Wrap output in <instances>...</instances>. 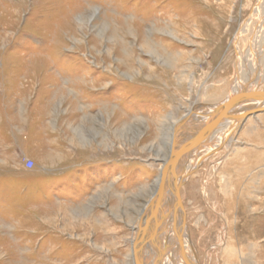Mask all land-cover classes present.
<instances>
[{
	"label": "rangeland",
	"instance_id": "obj_1",
	"mask_svg": "<svg viewBox=\"0 0 264 264\" xmlns=\"http://www.w3.org/2000/svg\"><path fill=\"white\" fill-rule=\"evenodd\" d=\"M254 2L0 0V264H132L171 119L227 94L236 29L263 21ZM247 29L242 51L263 48L261 30ZM258 120L238 134L252 148L232 157L221 147L181 187L201 258L220 261L233 242L247 263L264 262Z\"/></svg>",
	"mask_w": 264,
	"mask_h": 264
},
{
	"label": "bare ground",
	"instance_id": "obj_2",
	"mask_svg": "<svg viewBox=\"0 0 264 264\" xmlns=\"http://www.w3.org/2000/svg\"><path fill=\"white\" fill-rule=\"evenodd\" d=\"M251 11L261 17L260 20H262L263 17V21H261V24L258 21L250 24L248 21L249 18H246L241 21L236 29L235 35L233 36L235 50V78L233 83L229 86V90L227 89V94H225L220 100L216 98L217 100L215 102H206L204 100L195 101V103L185 110L183 115L175 120L171 119L172 121L168 133L167 156L169 154L171 140L174 137L176 145L175 150L178 154L175 160L173 174L174 183L178 187L180 203L181 187L194 173L196 167L202 162L208 160L209 156L218 149H221V147L228 148L230 145L234 146L232 152H229L228 155L232 157L242 156L243 154H241V152H243L248 145H252V143H248L243 137L239 138L238 134L244 135L247 134L248 130H251V128H256L259 123H255V118L259 119V122H262V119L264 120V64L262 63L263 65H261L256 63L257 56H259L261 52L264 53V47L261 48L260 46L257 47V50H253L254 47L249 45L244 52L239 46V41L242 39V36L249 33V30L247 29L248 27H251V32L260 29V34L255 33V37L264 40V28H262V26H264V0H255ZM189 14L190 13L186 15ZM192 17L193 16H191L190 19H192ZM194 24H196L195 21L189 23L188 27L193 26ZM184 29L188 28L185 27ZM194 34L198 35L197 31H194ZM247 72L250 74L245 78L243 74H246ZM251 73L253 74L251 75ZM250 94L256 95V98L247 100L230 108L224 116L217 114L215 125L209 130L206 129V132L201 138L194 139V135L196 134L195 131L204 128L211 119L209 114H211L216 107L225 104L232 98L247 96ZM255 109H259V111L241 116L240 118L237 117L247 111ZM174 128L179 130L175 134L173 132ZM262 128L264 129V126ZM235 134L237 135L236 138L234 137ZM254 141H258L264 145V134L260 135V137ZM262 154L258 153L257 156H261ZM167 156L162 160L163 164L160 171H164ZM160 176L157 177L150 198L145 202V206L141 212L143 216L141 215V221L139 220L140 223L136 236L131 243L130 257L132 264H250V262L247 263L246 258L243 257L241 246H236L233 242L221 246L222 258L220 261L216 257L214 258L212 253H209L208 251H203L202 258L199 257L200 254L199 252L197 253V249L191 240L193 237H190L189 229L191 227L189 228L185 222L183 206L181 205V211L177 210L175 190L172 187V183L169 181L168 176ZM158 181H160V190L155 194ZM219 190L221 194L226 195L227 190L224 186L221 185ZM180 222L181 226H179ZM263 233L264 228L261 226L257 227L254 231V238L260 237ZM251 244L256 248L257 252H260L259 256H262L261 242L259 243L255 241ZM253 247H250L249 249ZM262 258L263 256L259 260H254L253 264H264Z\"/></svg>",
	"mask_w": 264,
	"mask_h": 264
},
{
	"label": "water",
	"instance_id": "obj_3",
	"mask_svg": "<svg viewBox=\"0 0 264 264\" xmlns=\"http://www.w3.org/2000/svg\"><path fill=\"white\" fill-rule=\"evenodd\" d=\"M256 95L254 94H250V95H247V96H242V97H236V98H232L230 100H228L225 104L221 105V106H218L214 109V111L209 114V116L211 117L210 121L204 126V128L200 129L199 131H195V137L194 139H199L201 138L204 133L206 132V129L209 130L211 129V127H213L215 125V121H217L216 119V115L217 114H221L220 116H224L226 115L227 111L234 107V106H237L247 100H252V99H255ZM259 109H255V110H250V111H247L246 113L244 114H241L240 116H237L238 118H240L241 116H245L247 114H251V113H254V112H258ZM179 130L178 129H175L173 130L174 134L176 132H178ZM174 137L172 138L171 140V146H170V149H169V154L167 156V162H166V166L164 168V171H160L159 173V176L162 177L163 175L165 176H168L169 177V181H171L172 183V187L173 189L175 190V202H176V206H177V210L178 211H181V203H180V200H179V197H178V187L176 186V184L174 183V174H173V169H174V164H175V160H176V157H177V154L178 152H176L175 150V142H174ZM160 190V181H158V184H157V190L155 192V194H157V192H159ZM154 194V195H155ZM179 226H181V222L179 223Z\"/></svg>",
	"mask_w": 264,
	"mask_h": 264
},
{
	"label": "built area",
	"instance_id": "obj_4",
	"mask_svg": "<svg viewBox=\"0 0 264 264\" xmlns=\"http://www.w3.org/2000/svg\"><path fill=\"white\" fill-rule=\"evenodd\" d=\"M34 163L30 159H26V168L31 169L33 167Z\"/></svg>",
	"mask_w": 264,
	"mask_h": 264
}]
</instances>
